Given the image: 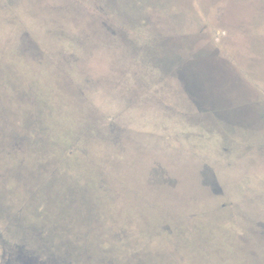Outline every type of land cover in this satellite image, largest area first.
Returning a JSON list of instances; mask_svg holds the SVG:
<instances>
[{"label": "water", "instance_id": "obj_1", "mask_svg": "<svg viewBox=\"0 0 264 264\" xmlns=\"http://www.w3.org/2000/svg\"><path fill=\"white\" fill-rule=\"evenodd\" d=\"M47 1L42 13L30 6L28 17L35 29L33 39L49 49L60 66L57 71L31 37L16 33L8 36L15 23L0 9V53H4L0 56V188L11 185L15 190L20 185L33 191L31 187L40 174L60 165L63 172L59 168V182L52 177L40 185L43 196H47L41 221L46 230L50 228L44 240L59 253L58 264H88L97 259L109 264H264L260 247L264 246V192L251 187L257 177L253 171L247 172V166L264 164V150L253 149L261 164L245 156L247 144L254 145V140L258 147L264 144V139L255 137L264 135V103L242 104L248 95L240 89L236 92V83L231 85L226 63L210 46L197 47L192 35H184L191 26L184 14L195 12L194 0H105L108 12L138 23L151 40L138 43L136 48H123L122 57L135 55L137 67L119 70L114 76L108 72L105 82L78 84L70 80L67 71L75 60L73 53L63 51L68 37L61 34L52 39V35L58 33L56 20L74 22L84 14L75 7L59 6L57 0ZM197 3L203 13L209 4L225 7V21L218 27L243 33L244 44L239 42L236 50L244 48L264 56V34L260 32L264 28V0ZM148 6L155 10L162 30L157 31L150 22ZM142 19L147 20L146 25H141ZM49 23L51 29L40 33V28ZM164 32L173 36L161 37ZM102 36L109 39L106 33ZM243 63L246 67L247 61ZM259 70L257 75L264 79V71L261 67ZM154 85L159 96L171 97L185 113L148 93L147 88ZM87 91L91 101L84 97ZM122 108H126V114L117 118L118 125H98L102 115L119 114ZM124 125L167 128L182 151L154 161L150 157L154 147L138 146L142 151L139 159L133 158L131 149L123 148L131 159L123 164L112 160L113 166L107 171L119 174L133 190L114 189L116 181L104 176L109 194L94 196L102 204L105 195L107 204L112 205L108 220L103 221L96 217L99 209L92 196H76L73 185L97 181L102 172L96 165L103 157L122 154L119 147ZM31 133L34 138L41 133L43 138L32 139ZM77 140L91 160L89 165L77 155L65 157ZM161 147L168 153L165 146ZM33 149L41 152L43 163L31 156ZM54 149L57 159L48 158ZM162 167L167 177L158 172ZM69 170L78 177L69 176ZM176 188L189 196H179ZM87 189L86 184L80 185L77 193L85 195ZM198 215L202 219L195 218ZM233 215L243 234L236 233L224 243L217 236V240L212 239L215 233L210 237L203 234L221 231L226 222L235 225ZM106 223L110 231L116 227L119 232L104 237L101 229ZM25 258L27 264H33L31 255Z\"/></svg>", "mask_w": 264, "mask_h": 264}, {"label": "rangeland", "instance_id": "obj_2", "mask_svg": "<svg viewBox=\"0 0 264 264\" xmlns=\"http://www.w3.org/2000/svg\"><path fill=\"white\" fill-rule=\"evenodd\" d=\"M35 0H0V9L2 10L3 14L6 16L7 19L14 20V27L11 28V31L9 32V35H15L19 34L23 37H31L33 41L36 42L39 50L41 53H44L45 56H48L49 59L53 61V68L57 69L60 68L59 64L56 62V60L53 59L51 55H49V49L45 47L44 44H42L39 40L33 39V29L31 27L29 17H28V9L29 7L36 8L40 13H42L41 9L46 6L47 0H37L36 2H33ZM56 4L63 8H71L73 9L78 8L81 13L84 14L83 19L76 20V21H66L63 20H54V28L55 31L58 33L56 35H52V39H56L59 35L64 34L68 38L65 37V41L63 42V48L64 52L65 50L68 52L73 53V58L75 59L70 65L72 66L69 70L70 74L69 78L72 82L78 84L81 81L82 82H91L98 80L100 82H105L104 78L107 76V73L109 72L111 76H114L119 70L123 71L128 68H135L138 65L137 57L135 55L130 56L128 59H124L122 57L123 48H125V45H127V48L134 47L136 48L138 46V43L140 42H148L151 40V36H148L147 34H143V32L140 30L138 23H132V22H126L120 18L114 17L110 12H108V7L105 0H57ZM193 8L194 11L193 14L188 11L185 12V17L190 22L191 26L187 29H185L184 35L190 36L192 35V38L196 39L195 46L203 48H208L210 46V49L212 52L215 53L218 59L222 60L223 63H226L228 69L226 71L229 72L230 76V83L231 85L237 84V89H240L243 91V93L247 94L248 97L246 98V101H244L242 104L249 105V104H263L264 103V79L259 77V67L262 68L264 71V56L258 55L257 52H247L246 49L243 48L241 51H237L238 49V43H243V33L239 29H230V32L225 30L224 28L220 29L218 27V24L220 26L221 22L225 21V14L227 15L225 7H215L208 5V9L205 13H203L201 7L198 5L197 0H194L193 2ZM106 5V6H105ZM58 6V7H59ZM107 8V9H106ZM175 10V7H172ZM103 9V10H101ZM147 11L150 13L149 17L150 22L155 24L158 30H162V25L157 22L156 16H155V10L148 6L146 7ZM227 21H229L226 18ZM141 25H146L147 20H140L139 21ZM50 28L51 24H47V26H42L40 28V33H42L45 29ZM110 28L113 30L114 33L108 30ZM164 29V28H163ZM166 31V30H165ZM61 32V33H60ZM261 34H264V28H261ZM103 33H106L109 36V39L104 38L102 36ZM171 34V33H170ZM166 34L165 32L162 34L161 37H167V36H173L172 34ZM17 37V36H16ZM102 39V40H101ZM76 42H75V41ZM100 40V41H97ZM5 48L6 45H4ZM242 47V45H241ZM240 47V48H241ZM236 51H235V50ZM60 50V49H59ZM5 50L1 51L4 52ZM62 50H60L61 52ZM54 52V51H53ZM261 53V52H260ZM57 54V52H56ZM4 56V53H0V56ZM261 57L260 61H257ZM260 56V57H259ZM251 58H256L252 59ZM128 61L129 66H126L125 63ZM243 61H247V65L245 67ZM127 62V63H128ZM262 63V64H261ZM66 67L63 68V70ZM62 69V67H61ZM66 70V69H65ZM259 70V71H258ZM258 74V75H257ZM258 76V77H257ZM101 79V80H100ZM116 84H118L119 80H115ZM88 92V91H87ZM85 92L84 97L88 100H92L90 95V92ZM147 92L151 93L153 96H155L157 99L161 100L164 104L168 105L170 108L176 109L178 112L185 113V111H179L178 106L173 103V100L171 97L164 98L159 96L158 87L157 85H154L150 88H147ZM158 92V93H157ZM126 108H122L120 113H108L102 115V118L98 120L99 126H108L111 124H117L116 122L117 118L122 117L125 113ZM196 113V111L192 112ZM97 125V126H98ZM123 138L122 143L119 148H122V154L119 153H109L106 156H104L103 160H101L96 166L101 170V177L96 178L97 181L93 180V182H85L81 181L79 182L80 185H87V194L85 195H79L77 191L79 190V184L76 182V184L70 179L71 184L74 183V189L72 192L74 194L76 193V196H92V199H94V196H103V192H105L107 195L108 193V186L106 185V182L104 181V176L106 177L109 175L111 177L112 181H116L115 188L114 189H123L126 188L128 191L133 190L132 187H129V185H126V182L119 178V174H110L109 171H107L108 167L112 168L113 161L112 160H118L120 163L123 164L129 158L124 151L123 148L131 149V155H133L134 159H139L141 157L142 151L139 150L138 146L147 145L150 147H154V151L150 153V157L154 159V161L161 159H166L165 154L169 155L170 157H173L172 155L179 154L180 150L182 151V147L179 146V142L174 140V137L170 133V131L167 128H163L160 130H154L150 129L149 127H133V126H123ZM37 130H39L37 128ZM260 135V134H259ZM256 135L255 137H259V139H264L263 136ZM38 137L43 138L41 133L37 135ZM36 136V138H37ZM30 137L34 138V133L30 134ZM34 138V139H36ZM16 140L20 141L18 137H16ZM261 141V140H260ZM264 142V141H263ZM41 143V142H40ZM253 144H247L246 146L249 147L248 152L245 154L246 158L251 157L254 159L253 161L258 162L261 164V159L257 158L255 150H264V144H261L260 147H258L257 140H254ZM142 144V145H141ZM165 146L168 153L166 151H163ZM159 147V148H156ZM84 146L82 143H79V141H75L72 143V148L68 149V151L65 154V157H68L69 159L72 158L74 155L84 159L87 161V164H90V161L87 154L83 153L81 149H83ZM48 154V158H55L57 159V150ZM74 152H73V151ZM85 150V148H84ZM33 153H31V156L37 160L39 163H43V158H41V152L39 150L33 149ZM185 151V150H184ZM129 152V151H128ZM191 151L187 148V154L189 155ZM193 154H195L193 152ZM178 157V156H177ZM179 158V157H178ZM184 158V157H183ZM263 158V157H262ZM131 159V158H129ZM134 159L130 160L131 163L134 162ZM151 159V158H150ZM128 163L131 165V163ZM95 163V162H91ZM155 165H153V168ZM247 172L248 174H251V171H253L256 175V184L252 185L251 187L261 190L264 192V164L258 165H250L247 166ZM61 167L58 165L54 169H48L45 173L40 174L38 178V182H36L31 188L33 191H29V188L24 189L18 186L19 188H15V190H12V186H5L1 187V193H0V235L7 234V235H22L25 231L29 232L30 239L29 241L33 242L31 244H27V249L31 251L32 255L36 256V259L38 261H42L40 264H58L60 260H52V256L48 255L46 252L48 249H51L49 241L44 240V235L46 234V230L43 227L42 224V211L45 206V200L47 199V196H43L42 190H41V183H45L48 179L51 180L52 177L56 178L57 180L58 171ZM110 168V169H111ZM166 168L162 167V170H158L160 174L167 177L165 173ZM67 173V172H66ZM112 173V172H111ZM69 176L75 177L77 175L76 172L73 170H69ZM121 174V173H120ZM124 177V175H123ZM99 182V183H98ZM76 185V187H75ZM153 186V185H152ZM224 188L226 187V184L223 182ZM62 188V186L60 185ZM83 187V186H82ZM175 190H179L176 188ZM80 191V190H79ZM92 191V193L90 192ZM180 191L179 196H189L186 191ZM137 194V193H136ZM138 195V194H137ZM227 196V195H223ZM51 198L55 196H50ZM106 196L104 195V198H102L101 203L97 199H94L93 202L98 206V214L96 217L107 219V213H110L112 210V205L107 204L106 202ZM227 200V199H226ZM229 201V200H228ZM110 211V212H109ZM95 217V218H96ZM15 218L14 224L16 226L10 225L9 221ZM195 218L202 219V215H198ZM233 219L235 222H237L235 225H232L230 222H226V224L221 227V231L219 232H212V233H203L207 236H212L215 233V236L212 239H216V236L222 239V242L234 234H243V231L238 227L239 222L237 220L236 215H233ZM21 225H20V224ZM32 225H31V224ZM109 225L106 223L101 230L104 231V237L108 238V233H118V228L113 227L112 230H109ZM37 233L41 238L40 242L38 243L36 240H33V237L35 238V234ZM19 234V235H17ZM27 236V235H26ZM38 236V237H39ZM43 238V239H42ZM38 239V238H36ZM54 242V240L52 241ZM38 244H42L40 247ZM105 244V243H104ZM103 244V245H104ZM105 246V245H104ZM261 250L264 251V246H260ZM39 249H41L39 251ZM3 247L0 244V264L2 263V255H3ZM72 262V261H71ZM70 264H76V262H72ZM107 263L106 261L102 260L100 261L97 259L95 262H89L88 264H102ZM17 264V263H16ZM21 264V263H19Z\"/></svg>", "mask_w": 264, "mask_h": 264}, {"label": "flooded vegetation", "instance_id": "obj_3", "mask_svg": "<svg viewBox=\"0 0 264 264\" xmlns=\"http://www.w3.org/2000/svg\"><path fill=\"white\" fill-rule=\"evenodd\" d=\"M9 221L10 225L16 226L14 224V220ZM20 224V223H19ZM21 225V224H20ZM35 234V238L33 237V240H36L38 243L40 242V236L37 233ZM19 235V234H17ZM27 235V236H26ZM29 232H24L22 235L19 236H10L7 234L0 235V244L3 247V255H2V263L1 264H27L25 261V257L31 255L34 258L33 264H40L41 262L36 259V256L32 255L31 251L27 249V244H31L33 242L29 241L30 239ZM39 236V237H38ZM38 238V239H36ZM43 239V238H42ZM42 244H38L40 247ZM41 249H39L40 251ZM48 255L52 256V260H59V253L57 251H52L51 249H48L46 252ZM47 264V263H45ZM57 264V263H56Z\"/></svg>", "mask_w": 264, "mask_h": 264}, {"label": "trees", "instance_id": "obj_4", "mask_svg": "<svg viewBox=\"0 0 264 264\" xmlns=\"http://www.w3.org/2000/svg\"><path fill=\"white\" fill-rule=\"evenodd\" d=\"M98 264H99V263H98ZM102 264H109V263H108V262H107V263H104V262H103Z\"/></svg>", "mask_w": 264, "mask_h": 264}]
</instances>
